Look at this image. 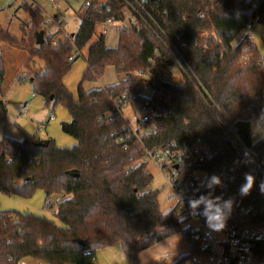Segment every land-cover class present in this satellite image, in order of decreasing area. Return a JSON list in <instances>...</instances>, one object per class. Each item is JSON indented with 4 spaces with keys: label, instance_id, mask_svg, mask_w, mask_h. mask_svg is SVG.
I'll return each instance as SVG.
<instances>
[{
    "label": "trees",
    "instance_id": "16d2710c",
    "mask_svg": "<svg viewBox=\"0 0 264 264\" xmlns=\"http://www.w3.org/2000/svg\"><path fill=\"white\" fill-rule=\"evenodd\" d=\"M89 1L92 5L85 7L73 39H63L57 46L49 41L40 49L35 47L45 20L40 5L23 3L31 16L27 40L0 27V43L28 51L24 65L31 70L33 92L47 104L68 109L72 119L62 128L76 139L72 146H60L50 138L45 146L38 144L37 135L25 132L21 140L5 137L0 141V192L30 197L42 189L47 199L63 197L54 210L60 223L32 212L0 210V264L21 260L94 264L99 249L116 244L128 260L141 264L143 251L178 232L185 235L188 248L167 264L210 256L208 245L191 238L187 219L174 208L161 209L160 191L151 188L153 177L143 160L145 147L158 149L174 141L195 140L207 147L209 155L181 164L180 178L201 199L222 208L225 221L220 232L230 238L244 233L242 240L247 244L239 251L231 247L229 237L219 240L231 264L236 259L264 264V231L253 233L264 228V176L259 179L253 171L256 162L264 168V138L254 141L251 132L252 119L264 112V57L255 43L244 47L246 34L238 40L249 23L264 24V0L150 1L148 8L180 54L150 30L121 32L118 44L108 46L102 23L123 19L124 2ZM99 1L104 3L95 6ZM76 49H87L77 97L64 82ZM243 53L249 59L240 60ZM178 61L187 63L192 76L184 75L181 84L164 73L177 67ZM110 66L126 79L84 89L85 81L98 80ZM138 70L148 75L153 88L150 97L133 75ZM5 74L0 55L1 119L8 111L2 96ZM124 95L147 107L150 115L141 141L131 137L126 148L115 142L130 126L115 105ZM195 171L204 172L202 182L195 181ZM249 175L253 187L242 194ZM213 177L219 183H212ZM227 201H231L230 210L224 208ZM201 218L207 223L206 216Z\"/></svg>",
    "mask_w": 264,
    "mask_h": 264
},
{
    "label": "rangeland",
    "instance_id": "374dc122",
    "mask_svg": "<svg viewBox=\"0 0 264 264\" xmlns=\"http://www.w3.org/2000/svg\"><path fill=\"white\" fill-rule=\"evenodd\" d=\"M24 2L31 3V0H0V27L8 29L10 33L18 38L27 40L30 29L26 27L30 24L31 16L28 10L23 6ZM44 8V15L60 14L64 29L69 33H76L81 23L85 10L84 0H56V5L49 0H35ZM34 4V3H32ZM35 5V4H34ZM22 28H27L23 32ZM43 30V29H42ZM249 30H244L238 40ZM210 33L206 32L203 36L207 37ZM253 42L257 45L259 53L264 57V24L254 22L252 30ZM106 44L116 46L119 41V34L113 30L106 33ZM28 51L14 47L8 43H0V55L5 58V79L2 87L3 98L7 103V117L0 118V141L5 137L21 140L24 133L37 135L40 140L53 139L57 145L72 146L76 139L63 131L62 124L71 122V116L68 109L62 104H47L43 96L33 92V85L28 76L31 70L25 67V57ZM87 49L81 51L73 62L69 72L64 78L68 90L73 96H78V85L81 82L83 72L87 67L86 62ZM40 66V65H39ZM165 76L172 82L181 84L185 81V76L178 67L166 70ZM122 76V75H121ZM119 74L113 66L106 69L105 73L96 81H85L83 87L86 91L94 88H102L106 85H112L119 80ZM141 91L148 97L152 96L153 88L148 81L147 76L140 79ZM28 103V112L24 115L18 111L19 106ZM263 111H264V86H263ZM122 115L132 126H135L137 119L145 114V110L136 101L129 102L122 107ZM252 139L257 141L264 138V112L252 119L251 122ZM264 162V158H263ZM148 171L152 174L151 188L160 191V206L164 212L171 209V204L167 201L168 192L167 183L164 174L152 163L147 165ZM203 172H199L200 178L204 177ZM58 198L62 196H53L46 198L42 189H37L30 197H22L16 194H4L0 192V210H19L22 212H32L44 215L60 223L55 216L54 210L58 204ZM51 203V204H50ZM223 236L221 233L219 239ZM187 241L182 232L175 233L167 239H164L140 254L141 264H151L160 258H164L162 264H167L176 259V257L187 250ZM30 264H47L28 260ZM199 264H207V259H200ZM188 263H191L189 261ZM94 264H133L128 260L119 244L108 248L99 249Z\"/></svg>",
    "mask_w": 264,
    "mask_h": 264
},
{
    "label": "built area",
    "instance_id": "2783aa9c",
    "mask_svg": "<svg viewBox=\"0 0 264 264\" xmlns=\"http://www.w3.org/2000/svg\"><path fill=\"white\" fill-rule=\"evenodd\" d=\"M53 3V6L56 5V0H49ZM152 0H123L124 8H123V19L115 20L108 19L102 23L103 31L107 33L108 30H113L120 34L121 32H126L129 30H135L137 32L143 30L152 31L157 38L168 47L170 45L173 51L177 54L179 53L178 48L172 42V39L168 36L165 30L158 23L156 18L153 16L152 12L148 8V3ZM104 2L99 1L95 6L102 5ZM92 3L89 0L84 1V6L89 7ZM43 43H48L51 41L52 45L57 46L63 39H73L72 34L67 32L62 33V26L57 16L48 15V18L45 17L43 22ZM254 28V22L249 23L246 26V29L249 32L246 33L247 44L244 45L245 48H248L250 44H253V34L252 30ZM245 29V30H246ZM42 43V44H43ZM42 44H36V49H40ZM172 51V50H171ZM81 51L76 49L73 55L70 57V60L76 58ZM249 59L248 53H243L240 56V60ZM183 73V75L192 79V76L189 72V67L186 62L178 61L177 66ZM174 67L169 68L170 70ZM168 69V70H169ZM133 75L137 79H141L143 76L148 75L141 70L133 72ZM121 76V75H119ZM125 80V77H119V80ZM131 98H134V94H130ZM132 102V100L125 98H120L116 101V109L122 114V104H127ZM140 106L145 110V114L137 119V123L135 126L130 124L129 129L125 130L123 133H120L116 136L115 142L122 147L126 148L129 144V139L131 137H137L140 141V134L145 130L144 124L148 121L150 115L149 109L144 105L140 104ZM28 109V103L21 105L18 108L20 114H25ZM111 119V118H109ZM209 155V150L207 147L200 141L195 140L190 143H177L172 142L169 146L158 148V149H150L145 147V153L143 160L146 162H150L155 165L165 176V182L167 183V188L169 189V194L167 196L170 202H173V208L176 213L182 218L187 219L191 229L192 234L191 238L194 240H198L201 243L208 245L211 248L212 254L207 257H196L191 260V263L186 264H199L200 259H207V264H231L230 258L228 255L224 254L223 246L219 243V235L221 233L222 239L230 238L220 232L219 230H214L209 227V225L201 218V215L204 213L206 208V204L201 202L197 205L195 209L192 208L193 201H201V197L197 192L190 191L188 189L187 183L183 181L179 174V168L181 164H189L197 161H202ZM255 177L261 179L264 176V168L261 162H256L253 167ZM200 171L194 172V178L196 182H202L203 178L198 176ZM204 173V172H203ZM210 200V199H208ZM264 231V228L259 231H254V234L261 235ZM232 232V229H231ZM241 237L235 236L230 238L231 247L236 251H239L241 247H244L247 242L242 240L244 233L241 234ZM164 258H160L157 261H154L152 264H162ZM165 260V259H164ZM18 264H30L28 260H21ZM233 264H244L241 260L236 259Z\"/></svg>",
    "mask_w": 264,
    "mask_h": 264
},
{
    "label": "clouds",
    "instance_id": "9594fccd",
    "mask_svg": "<svg viewBox=\"0 0 264 264\" xmlns=\"http://www.w3.org/2000/svg\"><path fill=\"white\" fill-rule=\"evenodd\" d=\"M247 183L242 187V194H248L249 190L253 187V177L251 175L246 177ZM212 183H219L216 177L212 178ZM264 187V186H262ZM205 203L206 208L203 215L207 218V223L210 228L220 230L224 227L225 213L221 207H218L212 200L193 201L192 208L195 209L199 203ZM224 208L231 209V201L224 203Z\"/></svg>",
    "mask_w": 264,
    "mask_h": 264
},
{
    "label": "crops",
    "instance_id": "0c3cea01",
    "mask_svg": "<svg viewBox=\"0 0 264 264\" xmlns=\"http://www.w3.org/2000/svg\"><path fill=\"white\" fill-rule=\"evenodd\" d=\"M31 3H34L35 5H38L39 3L38 2H35V0H31ZM43 8V7H42ZM43 11H44V8H43ZM53 15H55V16H57L58 17V19H59V21H60V23H61V26H62V33H63V31L64 32H67L65 29H64V26H63V22H62V20H61V17H60V14H53ZM67 33H69V32H67ZM69 34H72V35H74V33H69ZM27 55H28V53L26 54V57H25V61H26V58H27ZM4 57V56H3ZM4 60H5V58H4ZM25 63V62H24ZM4 83V82H3ZM3 91V90H2ZM2 96H3V94H2ZM20 107V106H19ZM27 112H28V109H27ZM168 194H169V189H168V192H167V194H166V197L168 196ZM170 204H171V208H173V202H170L169 200H167ZM186 250H184L183 252H185ZM183 252H181V253H183ZM154 262V261H153ZM152 264V263H151Z\"/></svg>",
    "mask_w": 264,
    "mask_h": 264
},
{
    "label": "water",
    "instance_id": "95a60500",
    "mask_svg": "<svg viewBox=\"0 0 264 264\" xmlns=\"http://www.w3.org/2000/svg\"><path fill=\"white\" fill-rule=\"evenodd\" d=\"M43 36H44V31L41 30L40 32L37 33V39H36V44H42L43 43ZM30 81H32V79H30ZM39 145H48L49 144V140L45 139V140H40L38 142ZM78 173V172H76Z\"/></svg>",
    "mask_w": 264,
    "mask_h": 264
}]
</instances>
